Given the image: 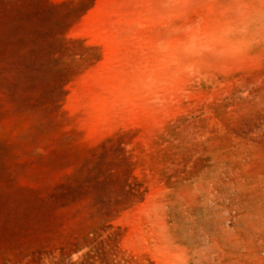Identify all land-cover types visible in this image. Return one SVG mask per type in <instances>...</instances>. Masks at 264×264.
I'll list each match as a JSON object with an SVG mask.
<instances>
[{"label": "rangeland", "instance_id": "374dc122", "mask_svg": "<svg viewBox=\"0 0 264 264\" xmlns=\"http://www.w3.org/2000/svg\"><path fill=\"white\" fill-rule=\"evenodd\" d=\"M0 264H264V0H0Z\"/></svg>", "mask_w": 264, "mask_h": 264}, {"label": "clouds", "instance_id": "9594fccd", "mask_svg": "<svg viewBox=\"0 0 264 264\" xmlns=\"http://www.w3.org/2000/svg\"><path fill=\"white\" fill-rule=\"evenodd\" d=\"M195 46H196V45H195V38H193V40H192V42H191V44H190V47L194 49Z\"/></svg>", "mask_w": 264, "mask_h": 264}]
</instances>
